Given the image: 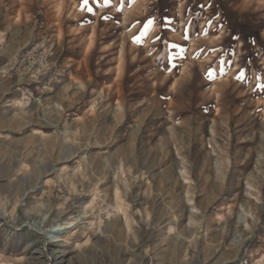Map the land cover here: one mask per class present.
Segmentation results:
<instances>
[{
    "label": "rangeland",
    "instance_id": "1",
    "mask_svg": "<svg viewBox=\"0 0 264 264\" xmlns=\"http://www.w3.org/2000/svg\"><path fill=\"white\" fill-rule=\"evenodd\" d=\"M113 1L0 0V264H264V0Z\"/></svg>",
    "mask_w": 264,
    "mask_h": 264
},
{
    "label": "crops",
    "instance_id": "2",
    "mask_svg": "<svg viewBox=\"0 0 264 264\" xmlns=\"http://www.w3.org/2000/svg\"><path fill=\"white\" fill-rule=\"evenodd\" d=\"M68 1L69 0H47V4L49 5V8H50V10H52V11H56V10H58V9H63V12H64V14L67 12V7H66V5H67V3H68ZM208 2V0H205V2ZM210 4L212 5V4H214V5H216L217 6V8H216V11H217V13L218 14H220V15H222V9H221V7H220V5H218L216 2H217V0L215 1V0H210ZM113 4H117L116 3V1L114 0L113 2H112ZM83 4V2L81 1V0H72V6L74 7V15L77 17V15H81L82 13H83V10H85L81 5ZM207 5V4H206ZM92 8L94 7V6H91ZM128 9H127V11L125 12V14H124V17H126V15L128 14V12H130V11H133V10H135L136 9V7L135 6H128L127 7ZM93 10L95 11V13H96V15L95 16H93V21H92V27L91 28H93V27H96V25H97V23H98V21H99V15H100V12L102 11V8L101 7H99V6H95L94 8H93ZM66 11V12H65ZM79 18H80V16H78V22H77V24L75 25V26H72V27H76L77 29H80V28H82L83 27V24H80L81 22H79V21H81V20H79ZM123 20H124V18H123ZM125 28H128L129 29V32H130V34L131 33H136L137 32V30H139V28L137 27V24L135 25H129L128 27H125ZM231 27H230V25L228 26V29L229 30H231L230 29ZM150 29V25L148 26V25H146V26H144L141 30H142V32H143V34H145L148 30ZM171 33V30H170V28H169V26H167V25H165L164 26V28H163V31H162V33L161 34H163V36L161 37V38H159V40H158V42H162V38H164V46L167 48L169 45H170V47H172V45L174 44V45H176V47L177 48H175V49H177L176 50V52L179 50L178 49V47H182L183 46V43H184V34L182 33V30L180 29H177L176 30V32H174L173 34L174 35H172V34H170ZM227 34V33H226ZM133 35V34H132ZM138 38L135 36L134 38L132 37V38H129V40H128V42H130V44H133V45H135L137 42H138ZM224 41H226V38L224 39ZM175 49H172V50H167V54H168V56H171V59H169L170 57H137V55H135L134 57H131L130 58V60H131V62L133 63V65H131V67H133V68H139V70L142 68L143 69V73H144V77H149V78H151V76H154V77H156L157 78V80L158 81H160V82H158L157 80H156V82L155 83H159L162 87H159V86H157V87H159V88H164V84L166 83L167 84V82H166V76L164 75V72H156V71H154L153 70V67H152V65H153V63H154V61L156 62V61H158V58H159V60L160 61H164V63H168L169 61H171V62H173L174 61V63H175V61L176 60H179L180 59V57H175V54H174V52L173 51H175ZM191 49V48H190ZM10 50H11V48L10 47H8L7 49H5V53L7 54V53H9L10 52ZM188 54L189 55H193L194 53H193V51L191 52L190 50L188 51ZM179 56V55H178ZM77 57H83V55L81 56V55H79L78 54V56ZM84 57H86V56H84ZM137 58H140L139 60H137ZM154 58H157V59H154ZM125 59V58H124ZM121 60H122V57H120V60L118 61V65H117V73H116V76H115V78H114V80H113V85H112V87H113V93H116V95H120V94H122V93H125L129 88L127 87V86H122V79H123V76H124V72L125 71H122L121 72V69H122V65H121ZM137 60V61H136ZM137 62H139V63H137ZM136 64H139V67L136 65ZM142 66H141V65ZM136 65V66H135ZM165 67V66H164ZM226 68H227V65H226ZM226 68H225V71H224V73H225V79L227 78L226 76L228 75V76H230V78L232 77L233 78V73H232V75H230L229 73L231 72V70L230 71H227L226 70ZM183 70V68H181V71ZM144 71H146V73L144 72ZM150 71H154L155 73H150ZM162 71H164V70H162ZM142 73V74H143ZM149 73V74H148ZM165 74H168V71H166L165 70ZM180 76H176V77H174V81H173V83H172V85L174 84V82L179 78ZM133 78H137V77H133ZM229 82H231V84L233 83V81L231 80V81H229ZM228 84V83H227ZM227 84H225L224 86H226ZM126 85V84H125ZM172 85L168 88V90H166L165 89V91H160V96H159V100H160V102L161 103H164V100H165V98H166V93L168 92V93H172L173 94V92H171L170 91V89L172 88ZM152 86H153V84H152ZM122 87H123V89H122ZM136 87V86H135ZM153 87H156V86H153ZM138 87H136V88H133V89H137ZM152 88V87H151ZM140 91L139 92H135V93H137V94H142L143 92L144 93H149V92H151V90L152 89H149V88H146L145 87V90L143 89V91L141 90V89H139ZM137 91V90H136ZM194 90H189L188 92H186V93H188V94H192V92H193ZM155 92V91H154ZM164 92V93H163ZM175 93L177 94V92H176V90H175ZM202 93V92H201ZM132 94H134V91L132 92ZM180 94H184L183 92L182 93H180ZM219 98V97H218ZM218 98H216V97H212L211 99H210V101L209 102H211V103H213L214 102V104H213V109L214 110H212V109H210V111H211V114L212 115H210V116H208V117H210L211 118V120H213V116L214 115H216L215 113H216V110L218 109V106H216V102H217V100H218ZM255 100H258V98L257 99H255ZM170 104V103H169ZM224 113L226 114V117H227V115H228V107L227 106H225L224 107ZM250 111V110H249ZM223 113V114H224Z\"/></svg>",
    "mask_w": 264,
    "mask_h": 264
},
{
    "label": "snow or ice",
    "instance_id": "3",
    "mask_svg": "<svg viewBox=\"0 0 264 264\" xmlns=\"http://www.w3.org/2000/svg\"><path fill=\"white\" fill-rule=\"evenodd\" d=\"M89 2H90V0H83V5H82V6L87 7V5L89 4ZM91 2H92V3H98L99 0H91ZM109 3H110V0H103V4H104L105 7H106ZM87 11H88V12H91L92 9H91V8H87ZM149 23H151V22H149ZM172 47L175 48L176 45L173 44ZM169 59H171V57H170ZM243 76H244L243 73H238L237 78H238V79H243ZM257 88H259V89H261V90H264V85H257Z\"/></svg>",
    "mask_w": 264,
    "mask_h": 264
},
{
    "label": "bare ground",
    "instance_id": "4",
    "mask_svg": "<svg viewBox=\"0 0 264 264\" xmlns=\"http://www.w3.org/2000/svg\"><path fill=\"white\" fill-rule=\"evenodd\" d=\"M242 222H243V226H244L245 228H248L247 223H246L245 221H242ZM71 225H73V223H71V224H69V225H67V226H65V227L60 226L59 224H57V225L51 227V228L48 230V234H49V236H47V238H48V239H53V237H54L55 235H57L58 233L62 232L64 229H68L69 226H71Z\"/></svg>",
    "mask_w": 264,
    "mask_h": 264
},
{
    "label": "built area",
    "instance_id": "5",
    "mask_svg": "<svg viewBox=\"0 0 264 264\" xmlns=\"http://www.w3.org/2000/svg\"><path fill=\"white\" fill-rule=\"evenodd\" d=\"M238 264H249L248 259L247 258L241 259Z\"/></svg>",
    "mask_w": 264,
    "mask_h": 264
}]
</instances>
